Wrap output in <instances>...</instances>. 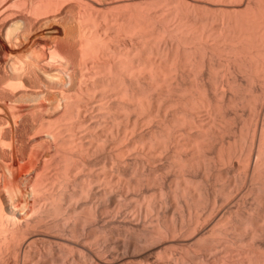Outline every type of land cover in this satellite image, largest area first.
I'll return each mask as SVG.
<instances>
[{
    "label": "bare ground",
    "instance_id": "6f19581e",
    "mask_svg": "<svg viewBox=\"0 0 264 264\" xmlns=\"http://www.w3.org/2000/svg\"><path fill=\"white\" fill-rule=\"evenodd\" d=\"M0 264H264V0H0Z\"/></svg>",
    "mask_w": 264,
    "mask_h": 264
}]
</instances>
